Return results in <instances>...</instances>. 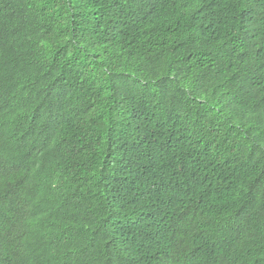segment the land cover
Here are the masks:
<instances>
[{
    "label": "trees",
    "instance_id": "obj_1",
    "mask_svg": "<svg viewBox=\"0 0 264 264\" xmlns=\"http://www.w3.org/2000/svg\"><path fill=\"white\" fill-rule=\"evenodd\" d=\"M0 264H264V0H0Z\"/></svg>",
    "mask_w": 264,
    "mask_h": 264
}]
</instances>
